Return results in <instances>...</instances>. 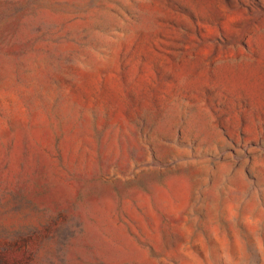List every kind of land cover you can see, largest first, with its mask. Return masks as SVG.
<instances>
[{
    "label": "rangeland",
    "instance_id": "374dc122",
    "mask_svg": "<svg viewBox=\"0 0 264 264\" xmlns=\"http://www.w3.org/2000/svg\"><path fill=\"white\" fill-rule=\"evenodd\" d=\"M0 264H264V0H0Z\"/></svg>",
    "mask_w": 264,
    "mask_h": 264
}]
</instances>
